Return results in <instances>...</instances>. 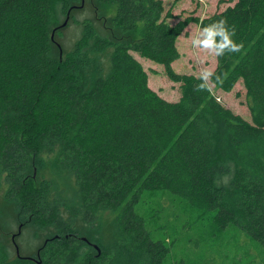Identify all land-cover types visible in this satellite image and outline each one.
I'll list each match as a JSON object with an SVG mask.
<instances>
[{"label": "trees", "instance_id": "obj_1", "mask_svg": "<svg viewBox=\"0 0 264 264\" xmlns=\"http://www.w3.org/2000/svg\"><path fill=\"white\" fill-rule=\"evenodd\" d=\"M91 1L95 17L79 20L82 0H0L1 201L44 233L35 260L0 247V264H166L169 245L155 237L166 194L194 219L210 217L216 233L232 224L264 247V0L173 24L161 0ZM68 12L81 33L65 48L66 25L54 22ZM220 20L243 48L216 57L213 72L226 78L210 83L230 92L241 80L250 121L171 65L189 23ZM130 51L179 83L177 101L149 87ZM47 160L74 179L72 190L42 176ZM107 215L113 237L98 253L91 242L101 237L87 231L100 235Z\"/></svg>", "mask_w": 264, "mask_h": 264}, {"label": "rangeland", "instance_id": "obj_2", "mask_svg": "<svg viewBox=\"0 0 264 264\" xmlns=\"http://www.w3.org/2000/svg\"><path fill=\"white\" fill-rule=\"evenodd\" d=\"M161 2L164 7V14L170 13L174 16L166 17V21L173 24L186 16L203 18L214 12L222 11L227 6L233 5L236 0H161ZM82 7L75 12L77 19L81 20L87 17L93 19L95 17L91 0L86 1ZM106 7L105 12L104 10L101 12H104L103 15L109 16L114 12V7ZM62 21H64V17L58 21L56 20L54 24H60ZM97 25L98 21L96 20ZM200 30L201 28L197 23L191 22L178 36L176 47L179 57L171 64L176 72L200 76L205 69L214 70L216 57L207 54L196 43L197 40L205 38L200 35ZM80 33L79 26L69 21L61 31L58 40L63 47L69 48L80 36ZM129 53L139 63L141 69L145 71L147 84L151 89L168 101L178 100L180 96L179 83L172 82L167 78L161 64L149 60L137 52L130 51ZM209 86L222 105L250 121V114L245 101V88L241 80L234 85L230 92L215 89L211 83ZM42 170L43 177L56 178L57 185L61 190L66 192V189L70 191L74 188V179L66 173L54 171L52 163L48 160ZM0 180L2 182V178ZM5 190L6 185L1 183L0 219L2 227L0 228V247L7 250L10 258H14L16 256L15 241L23 255L35 256L38 246L44 240V233H41L37 223L24 226L23 223L13 218L11 206L1 201ZM173 199L176 200L173 195L166 194L165 201H162L164 210L161 212L160 223L165 225V228L162 232L155 233V237L164 238L169 245L170 250L166 264H264V247L251 239L244 231L231 224L223 232L216 233L212 230L210 217L206 215L202 220L194 219L193 215L181 211L178 206L173 208L176 204ZM153 204L156 206L155 203ZM114 220V215H107L103 221L106 222V226H101L103 229L100 235L96 229L87 231V236L91 241L99 236L101 237L98 243L91 242L92 247L93 244L98 246L99 252H101L99 245L103 242L106 243L107 238L113 237L111 232L109 234L108 225L109 223L112 224ZM22 221L24 222V220ZM19 226L20 232H18ZM13 234H15L14 240L12 239ZM172 238L174 241L170 242Z\"/></svg>", "mask_w": 264, "mask_h": 264}, {"label": "clouds", "instance_id": "obj_3", "mask_svg": "<svg viewBox=\"0 0 264 264\" xmlns=\"http://www.w3.org/2000/svg\"><path fill=\"white\" fill-rule=\"evenodd\" d=\"M200 35L205 38L197 40L201 49L207 54L220 57L226 53H239L243 48V44H237L232 37L235 35L234 29H229L226 20H220L203 27ZM226 74H217L211 70L205 69L199 76L201 83L197 87V91H211L210 82L222 85Z\"/></svg>", "mask_w": 264, "mask_h": 264}, {"label": "water", "instance_id": "obj_4", "mask_svg": "<svg viewBox=\"0 0 264 264\" xmlns=\"http://www.w3.org/2000/svg\"><path fill=\"white\" fill-rule=\"evenodd\" d=\"M82 5H83V0H82V3H81V6ZM68 19H69V12L67 13L66 18L64 19V21L61 24V26H64L67 23ZM53 33H54V30L51 33V38H53ZM18 232H20V226H19V231ZM14 237H15V234L12 235V239L13 240H14ZM82 239L85 240V241H87V238L86 237H82ZM14 246H15L16 254L19 255V248H18L17 244L15 243V241H14ZM93 247L98 251V253H100L99 252V248H98L97 245L93 244Z\"/></svg>", "mask_w": 264, "mask_h": 264}]
</instances>
